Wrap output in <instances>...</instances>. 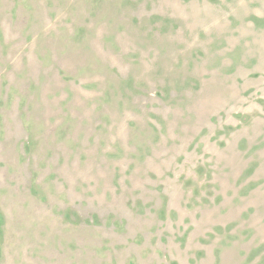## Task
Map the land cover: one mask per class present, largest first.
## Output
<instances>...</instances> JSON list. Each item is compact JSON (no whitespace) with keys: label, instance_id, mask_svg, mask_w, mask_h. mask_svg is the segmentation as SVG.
<instances>
[{"label":"rangeland","instance_id":"1","mask_svg":"<svg viewBox=\"0 0 264 264\" xmlns=\"http://www.w3.org/2000/svg\"><path fill=\"white\" fill-rule=\"evenodd\" d=\"M0 264H264V0H0Z\"/></svg>","mask_w":264,"mask_h":264}]
</instances>
